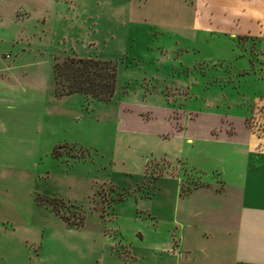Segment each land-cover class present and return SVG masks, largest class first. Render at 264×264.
Here are the masks:
<instances>
[{
	"label": "rangeland",
	"instance_id": "rangeland-1",
	"mask_svg": "<svg viewBox=\"0 0 264 264\" xmlns=\"http://www.w3.org/2000/svg\"><path fill=\"white\" fill-rule=\"evenodd\" d=\"M101 1L57 0V17L45 27L46 15L26 18L23 10L37 1L15 0L21 4L17 22L30 30L31 54L41 60L40 75L50 70V58L69 55L108 59L116 72L109 100L82 93L53 98L49 92L44 99L39 93L31 105L19 106L22 114L1 115L22 130L0 131L1 214L39 216L56 230L101 231L112 210L129 233L135 228L130 209L167 214L175 175L181 190L194 180L185 181L186 170L163 157L151 160L145 174L120 173L112 161L119 128L167 130L196 111L210 124L243 115L264 145V75L257 79L264 69L263 36L146 28L121 15L127 0H109L110 15H94ZM121 109L131 116L119 122ZM52 211L70 223L82 216V225H66Z\"/></svg>",
	"mask_w": 264,
	"mask_h": 264
},
{
	"label": "crops",
	"instance_id": "crops-1",
	"mask_svg": "<svg viewBox=\"0 0 264 264\" xmlns=\"http://www.w3.org/2000/svg\"><path fill=\"white\" fill-rule=\"evenodd\" d=\"M35 1L39 6L23 8L26 18L44 14L46 27L57 17V0ZM100 3L94 15L109 16V0ZM20 8L15 0H0L2 132L22 133L1 115L22 114L19 106L31 105L39 93L44 99L48 92L53 98L76 94H53L51 58L47 75H40L30 30L22 31L16 19ZM123 13L130 23L188 35L202 30L234 38L263 36L264 0H127ZM259 70L258 81L264 75ZM121 114L119 122L131 116ZM193 114L167 130L119 128L112 149L120 173L145 174L148 163L161 157L186 170L184 180L194 182L181 190V177L175 175L179 182L166 203L167 214L150 215L143 208V216L130 209L127 218L135 228L129 233L112 210L101 231L56 230L39 216L0 213V264H264V145L243 115L210 124L201 120L205 112ZM2 140L0 135V146ZM252 159L258 164L250 166ZM53 214L66 225H82V216L76 224Z\"/></svg>",
	"mask_w": 264,
	"mask_h": 264
},
{
	"label": "trees",
	"instance_id": "trees-1",
	"mask_svg": "<svg viewBox=\"0 0 264 264\" xmlns=\"http://www.w3.org/2000/svg\"><path fill=\"white\" fill-rule=\"evenodd\" d=\"M115 72V64L108 59L65 56L52 62L53 94L59 97L82 93L109 100L114 91ZM52 153L55 154L53 149Z\"/></svg>",
	"mask_w": 264,
	"mask_h": 264
}]
</instances>
